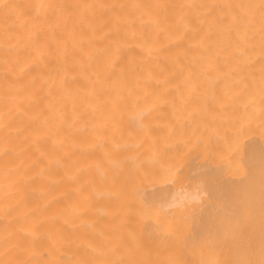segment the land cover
Segmentation results:
<instances>
[{
	"label": "bare ground",
	"instance_id": "obj_1",
	"mask_svg": "<svg viewBox=\"0 0 264 264\" xmlns=\"http://www.w3.org/2000/svg\"><path fill=\"white\" fill-rule=\"evenodd\" d=\"M0 264H264V0H0Z\"/></svg>",
	"mask_w": 264,
	"mask_h": 264
},
{
	"label": "clouds",
	"instance_id": "obj_2",
	"mask_svg": "<svg viewBox=\"0 0 264 264\" xmlns=\"http://www.w3.org/2000/svg\"><path fill=\"white\" fill-rule=\"evenodd\" d=\"M147 109H138L132 111L128 115V119L135 124V126L139 129L144 128V118L147 115ZM118 148L120 146H117ZM126 150L132 149L134 147H138V145H124ZM153 162H155V158H153ZM144 161L140 160L139 156L134 153H129L125 160H113L111 162V167L115 170H120L123 168L125 164L130 165L135 169H139L142 167ZM100 175H104L103 169H98ZM164 175L166 177V183H162L158 186H172V191L167 193L165 198L154 205H151L149 210L145 213L147 217V222H151L154 230L157 234H162L164 231V226L158 222L156 217L161 215H170L176 212H182L188 208L200 206L204 203L207 192L203 184L199 181L189 183V184H178L175 180L171 179L172 175L170 170L165 169ZM97 199L106 198L110 195V193L106 192H98ZM144 193L143 191L138 192V199H143ZM100 215H106L105 209H99Z\"/></svg>",
	"mask_w": 264,
	"mask_h": 264
}]
</instances>
